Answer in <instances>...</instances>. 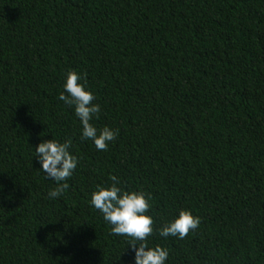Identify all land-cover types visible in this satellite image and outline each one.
Returning a JSON list of instances; mask_svg holds the SVG:
<instances>
[{
    "label": "trees",
    "instance_id": "obj_1",
    "mask_svg": "<svg viewBox=\"0 0 264 264\" xmlns=\"http://www.w3.org/2000/svg\"><path fill=\"white\" fill-rule=\"evenodd\" d=\"M68 70L107 150L59 100ZM52 138L78 158L54 200ZM111 176L150 195L166 264H264V0H0V264H134L89 202ZM180 209L199 226L159 236Z\"/></svg>",
    "mask_w": 264,
    "mask_h": 264
},
{
    "label": "clouds",
    "instance_id": "obj_2",
    "mask_svg": "<svg viewBox=\"0 0 264 264\" xmlns=\"http://www.w3.org/2000/svg\"><path fill=\"white\" fill-rule=\"evenodd\" d=\"M63 91L59 100L73 108L81 125V139L91 140L97 150H107L118 130L108 126L101 129L92 123L98 118L101 106L95 103V96L86 81L76 70L64 74ZM71 140H41L32 147L33 158L40 165L44 175L55 182V187L48 192L50 199L63 195L68 188L67 179L77 167L78 158L70 152ZM107 185H96L90 194L91 206L98 210L103 220L110 225L112 235L124 237L134 253V264H166L169 252L159 245L150 246L149 237L154 232V221L148 214L150 195L142 190L130 191L121 186L116 176L109 178ZM200 224L199 217L186 209L178 210L173 219L165 221L156 231L159 236L183 239L190 230Z\"/></svg>",
    "mask_w": 264,
    "mask_h": 264
}]
</instances>
